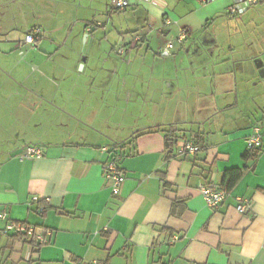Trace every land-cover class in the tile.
Returning a JSON list of instances; mask_svg holds the SVG:
<instances>
[{
    "label": "crops",
    "instance_id": "0c3cea01",
    "mask_svg": "<svg viewBox=\"0 0 264 264\" xmlns=\"http://www.w3.org/2000/svg\"><path fill=\"white\" fill-rule=\"evenodd\" d=\"M112 1L0 0V209L47 235L32 250L0 222V264H264V88L251 95L238 82L249 66L264 73V0L229 19L236 0H128L124 11ZM110 34L123 53L102 48ZM56 115L81 121V138L41 129ZM170 125L206 149L183 155L178 142L171 153L158 131L118 155L103 150ZM256 127L261 152L246 161ZM30 145L43 156L20 160ZM111 157L126 178L119 195L104 176ZM247 166L208 207L201 188ZM239 199L250 211H237Z\"/></svg>",
    "mask_w": 264,
    "mask_h": 264
},
{
    "label": "built area",
    "instance_id": "2783aa9c",
    "mask_svg": "<svg viewBox=\"0 0 264 264\" xmlns=\"http://www.w3.org/2000/svg\"><path fill=\"white\" fill-rule=\"evenodd\" d=\"M202 4H208L211 0H198ZM258 0H236L235 4L226 10V15L229 17H234L242 15L246 12L249 6L257 3ZM112 7L117 11H124L130 7L128 0H113ZM166 24L170 25L171 22L166 20ZM37 33H39L37 31ZM188 32L183 30L179 37L175 41H169L160 49V57L168 58L173 54V50L176 44H181L187 38ZM137 41L142 40V36L138 35L136 37ZM26 43L34 44L36 42L35 34H28L25 39ZM123 53V48L119 50ZM263 127H256L253 134L248 138V147L253 148L257 146L262 139ZM179 153L183 155H196L200 151V147L193 141L187 138H181L179 140ZM105 152H110V148L105 147L103 149ZM43 156V149L37 145H30L23 149L20 154V160L25 159H37ZM118 158L111 157L104 165V176L107 180L112 182L111 189L114 195H119L121 188L126 180L125 176L120 171L118 166ZM201 193L206 201V204L210 208L219 207L226 200L228 194L218 186L207 185L201 188ZM34 202H39V198L35 197ZM239 205L237 206V211L239 213H247L252 208V204L248 200L239 199ZM44 212L45 209L40 210ZM0 222H5L2 234L5 236H15L16 241L21 244H28L34 250V246L31 242L38 245H44L47 243V235L41 231H38L32 225L10 221L6 212L0 209Z\"/></svg>",
    "mask_w": 264,
    "mask_h": 264
},
{
    "label": "rangeland",
    "instance_id": "374dc122",
    "mask_svg": "<svg viewBox=\"0 0 264 264\" xmlns=\"http://www.w3.org/2000/svg\"><path fill=\"white\" fill-rule=\"evenodd\" d=\"M200 3V2H199ZM200 5H208V4H202L200 3ZM15 8V5L14 6H11L9 9H8V12H10L11 14V11H13V9ZM125 13H120L119 15L121 17L124 16ZM226 12H224V17L225 19H229L230 17L226 16L225 15ZM235 18V16H234ZM174 21V19H172ZM110 32V31H109ZM108 33V32H107ZM116 35V34H115ZM116 37H118V35H116ZM116 37L113 35H109V39L108 41H103V43L101 44L102 48L105 47V49H108V50H112L113 46H115V43H116ZM99 40H97V43H95V47H94V51L98 50L100 52V49L98 47V44H99ZM116 48L118 46H115ZM124 45H120V49L123 48ZM118 50H119V47H118ZM116 58L119 57V60H122L123 57H121L120 55H118L117 53L115 54ZM263 59V60H262ZM260 63H262L264 61V58H260V60H258ZM14 62V60L12 61ZM251 66H249V69H250V73L249 74H244V77H242L240 75V78L238 79V82L240 84V87H243V86H249V89H250V94H257L259 93L260 91H262V89L264 88L263 87V84H264V79L261 81L262 78H264V73L263 74H256L252 71V69H255V68H250ZM125 75V74H124ZM126 76V75H125ZM129 77V76H127ZM122 80V78H120ZM123 81V80H122ZM134 81L130 79H128V87L130 85H133ZM121 91V90H120ZM120 91H114V94L113 95H117V96H120L121 97V101H123V99H125V97L122 95L121 96V92ZM108 92V91H106ZM123 93V92H122ZM116 99H118L116 97ZM254 110V109H253ZM121 116L120 117H124L123 114H120ZM42 121L39 122V124H41V129L44 128V130H54L57 131L59 133V136L62 138V137H66V134H72V137L71 139L72 140H77L78 138H81L80 134H81V129H82V126H81V121L80 122H74L72 121L71 119L67 118L66 116H60V115H56V116H51L49 117V121H45V119L47 120L48 117H43L41 118ZM126 124L128 123L127 121L125 122ZM36 124V123H35ZM68 137V136H67Z\"/></svg>",
    "mask_w": 264,
    "mask_h": 264
},
{
    "label": "trees",
    "instance_id": "16d2710c",
    "mask_svg": "<svg viewBox=\"0 0 264 264\" xmlns=\"http://www.w3.org/2000/svg\"><path fill=\"white\" fill-rule=\"evenodd\" d=\"M177 128L176 126H160V127H154V128H147L141 131H138L135 135H133L130 139L127 141H124L122 143H115L112 144L110 147V153L115 152V155H118L116 149L123 150L127 144L132 142L134 139L138 138L141 135L147 134V133H153V132H158V131H163L166 133L165 136V142H166V147L167 149L172 153L173 149L177 146L179 140L181 138H187V136L184 134L182 135L180 132L177 134ZM188 139V138H187ZM196 144L200 147V151H203L206 149L204 145V140L202 139L201 135H197L196 137ZM178 149V148H177ZM199 151V152H200ZM179 152V149H178ZM261 149L257 147L250 148L245 154H244V159L246 161H255L259 155H260ZM248 169V166L245 167L244 169H231L225 172L224 178H223V183H222V189L229 194V191L232 190L233 187L242 179L244 175V171ZM37 228V227H35ZM10 238L13 241H16L15 236H10ZM31 245H33L35 248L40 247L41 245H38L34 242H31Z\"/></svg>",
    "mask_w": 264,
    "mask_h": 264
}]
</instances>
